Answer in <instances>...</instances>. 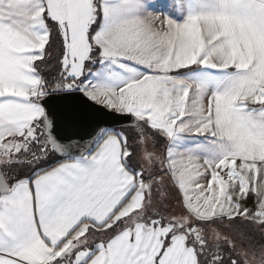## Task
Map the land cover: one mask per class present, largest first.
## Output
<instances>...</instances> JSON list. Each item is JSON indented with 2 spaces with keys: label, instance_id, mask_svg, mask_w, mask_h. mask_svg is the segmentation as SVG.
Returning <instances> with one entry per match:
<instances>
[{
  "label": "snow or ice",
  "instance_id": "6c2138e0",
  "mask_svg": "<svg viewBox=\"0 0 264 264\" xmlns=\"http://www.w3.org/2000/svg\"><path fill=\"white\" fill-rule=\"evenodd\" d=\"M0 264H264V0H0Z\"/></svg>",
  "mask_w": 264,
  "mask_h": 264
},
{
  "label": "crops",
  "instance_id": "0c3cea01",
  "mask_svg": "<svg viewBox=\"0 0 264 264\" xmlns=\"http://www.w3.org/2000/svg\"><path fill=\"white\" fill-rule=\"evenodd\" d=\"M125 130L129 132V135H132L133 134L132 131L128 127H126ZM165 191H168L170 193V196H169L170 202H171V204L173 206H175L176 201H175V194H174V192H171V190H169L167 188L165 189Z\"/></svg>",
  "mask_w": 264,
  "mask_h": 264
},
{
  "label": "water",
  "instance_id": "95a60500",
  "mask_svg": "<svg viewBox=\"0 0 264 264\" xmlns=\"http://www.w3.org/2000/svg\"><path fill=\"white\" fill-rule=\"evenodd\" d=\"M113 126H115V127H117V128H119L120 127V125H113ZM127 126H125V128H126Z\"/></svg>",
  "mask_w": 264,
  "mask_h": 264
}]
</instances>
